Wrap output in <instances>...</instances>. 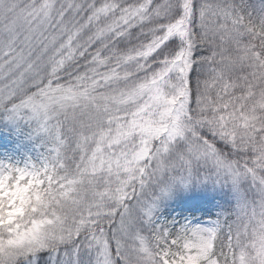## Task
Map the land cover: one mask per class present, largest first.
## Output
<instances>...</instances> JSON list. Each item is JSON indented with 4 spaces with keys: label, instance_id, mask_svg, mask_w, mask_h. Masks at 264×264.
I'll return each mask as SVG.
<instances>
[{
    "label": "snow or ice",
    "instance_id": "1",
    "mask_svg": "<svg viewBox=\"0 0 264 264\" xmlns=\"http://www.w3.org/2000/svg\"><path fill=\"white\" fill-rule=\"evenodd\" d=\"M0 264H264V0H0Z\"/></svg>",
    "mask_w": 264,
    "mask_h": 264
},
{
    "label": "trees",
    "instance_id": "2",
    "mask_svg": "<svg viewBox=\"0 0 264 264\" xmlns=\"http://www.w3.org/2000/svg\"><path fill=\"white\" fill-rule=\"evenodd\" d=\"M207 207H211V206L209 205V206H207ZM211 210H212L213 212L215 211L214 208H212ZM195 215H196L197 217H205V212H204V211H197V212L195 213Z\"/></svg>",
    "mask_w": 264,
    "mask_h": 264
},
{
    "label": "rangeland",
    "instance_id": "3",
    "mask_svg": "<svg viewBox=\"0 0 264 264\" xmlns=\"http://www.w3.org/2000/svg\"><path fill=\"white\" fill-rule=\"evenodd\" d=\"M199 218H206V216L205 217H199Z\"/></svg>",
    "mask_w": 264,
    "mask_h": 264
}]
</instances>
